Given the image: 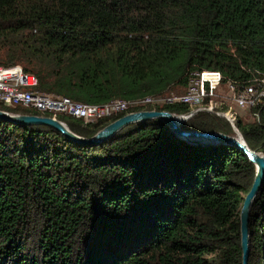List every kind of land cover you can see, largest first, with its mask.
Instances as JSON below:
<instances>
[{"label":"trees","instance_id":"1","mask_svg":"<svg viewBox=\"0 0 264 264\" xmlns=\"http://www.w3.org/2000/svg\"><path fill=\"white\" fill-rule=\"evenodd\" d=\"M15 65L39 92L89 105L182 94L201 70L253 85L264 75V0H0V67ZM245 110L251 120L235 112V128L264 155V101ZM138 111L189 108L56 119L89 138ZM181 128L235 136L204 112ZM254 176L243 152L191 145L158 120L90 146L0 120V264H241L239 212ZM249 235L248 264H264V185Z\"/></svg>","mask_w":264,"mask_h":264},{"label":"built area","instance_id":"2","mask_svg":"<svg viewBox=\"0 0 264 264\" xmlns=\"http://www.w3.org/2000/svg\"><path fill=\"white\" fill-rule=\"evenodd\" d=\"M37 79L26 73L19 65L0 67V105L5 108L21 106L32 108L44 116L49 113L67 115L87 122L109 118L125 112L129 107L143 105H186L185 114H173L184 122L199 113H209L223 117L235 128L237 117L233 109L253 107L264 101V75L254 80V84H244L237 88L234 82L223 81L217 70L194 71L190 74L182 94H165L144 97L132 102L113 100L102 105H89L72 101L66 97H53L37 90ZM227 106V109H223Z\"/></svg>","mask_w":264,"mask_h":264},{"label":"water","instance_id":"3","mask_svg":"<svg viewBox=\"0 0 264 264\" xmlns=\"http://www.w3.org/2000/svg\"><path fill=\"white\" fill-rule=\"evenodd\" d=\"M0 120L18 126H35L43 125L53 128L55 131L62 134L67 140L72 143L90 146L99 145L112 138L116 133L125 127L151 120H158L165 124L169 130L179 139L186 141L191 145H226L243 152L248 160L255 167V176L249 192L243 199V203L239 212L240 223V245L242 250L241 264H248L250 253V235H249V218L252 203L264 185V155L251 150L243 140L239 131L237 136L232 137L219 132H198L191 130H184L181 128L184 122L178 116H175L166 111H138L128 113L125 116L110 123L95 135L89 138L81 137L71 132L67 126L55 118L36 115H20L8 114L0 111Z\"/></svg>","mask_w":264,"mask_h":264},{"label":"rangeland","instance_id":"4","mask_svg":"<svg viewBox=\"0 0 264 264\" xmlns=\"http://www.w3.org/2000/svg\"><path fill=\"white\" fill-rule=\"evenodd\" d=\"M20 66V65H19ZM11 67V66H10ZM21 67V66H20ZM3 68H7V67H3ZM22 68V67H21ZM50 96H52V95H50ZM53 97H60V96H53ZM24 108V107H23ZM28 109H32V108H28ZM242 109H233L232 111H234V112H236V113H238V115H239V117L244 121V122H249L250 120H251V118H250V115H249V113H248V111L247 110H245V111H241ZM130 113H133V112H130ZM11 114H13V113H11ZM45 114H49V113H44V115ZM117 114H119V113H117ZM20 115H22V114H20ZM59 115V114H58ZM114 115H116V114H114ZM56 117H57V115H56ZM52 118V117H51ZM220 118H223V117H220ZM136 124V123H135ZM132 125V124H131ZM234 131V133H235V136H233V137H236L237 136V133H236V131L235 130H233ZM246 143V142H245ZM256 152V151H255ZM257 153H260V152H257ZM262 154V153H261Z\"/></svg>","mask_w":264,"mask_h":264},{"label":"bare ground","instance_id":"5","mask_svg":"<svg viewBox=\"0 0 264 264\" xmlns=\"http://www.w3.org/2000/svg\"><path fill=\"white\" fill-rule=\"evenodd\" d=\"M1 111V110H0ZM2 112H5V113H8V114H11L10 112H7V111H2Z\"/></svg>","mask_w":264,"mask_h":264}]
</instances>
